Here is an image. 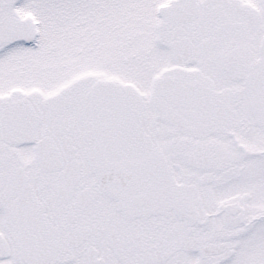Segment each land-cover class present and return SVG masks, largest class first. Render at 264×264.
Listing matches in <instances>:
<instances>
[{
  "label": "snow or ice",
  "instance_id": "6c2138e0",
  "mask_svg": "<svg viewBox=\"0 0 264 264\" xmlns=\"http://www.w3.org/2000/svg\"><path fill=\"white\" fill-rule=\"evenodd\" d=\"M0 264H264V0H0Z\"/></svg>",
  "mask_w": 264,
  "mask_h": 264
}]
</instances>
